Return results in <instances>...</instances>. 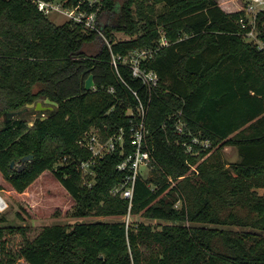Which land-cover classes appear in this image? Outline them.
<instances>
[{
    "label": "trees",
    "instance_id": "trees-1",
    "mask_svg": "<svg viewBox=\"0 0 264 264\" xmlns=\"http://www.w3.org/2000/svg\"><path fill=\"white\" fill-rule=\"evenodd\" d=\"M102 4L100 16L116 14L102 22L103 34L57 24L32 0H0V169L20 192L52 170L76 200L75 215L123 217L129 200L112 189L127 176L117 165L133 150L128 112L151 97L153 175L138 179L131 213L166 223L46 225L19 252L8 249L0 225V264L21 257L29 264H264V194L257 190L264 187V49L244 35L246 12H228L218 0ZM259 22L264 41V11ZM161 29L170 43L146 62L160 76L150 89L128 65L118 72L112 57L154 47ZM114 30L136 37L117 41ZM92 73L95 86L87 89ZM38 100L53 108L30 120L25 110ZM177 114L212 145L187 153L177 142ZM93 126L103 138L125 127L127 140L125 152L107 154L85 176L80 163L91 152L78 141ZM228 145L242 155L231 167Z\"/></svg>",
    "mask_w": 264,
    "mask_h": 264
},
{
    "label": "built area",
    "instance_id": "built-area-1",
    "mask_svg": "<svg viewBox=\"0 0 264 264\" xmlns=\"http://www.w3.org/2000/svg\"><path fill=\"white\" fill-rule=\"evenodd\" d=\"M32 1L39 10L47 15L52 12L62 13L66 15L67 21L80 24L86 30H97L103 34L99 14L103 0H78L77 2H70V0ZM243 10L246 12V16L240 19V23L243 28L247 29L244 35L248 40L256 42L260 48L264 49V41L257 30L259 13L264 11V0H249ZM169 43L170 40L166 32L161 29V37L154 47L134 49L124 55L113 54L112 63L118 72L120 64L128 65L132 69L133 75L140 78L143 84L151 89L159 84L160 76L155 69L146 66V62L157 53L159 48ZM110 91H114V87H111ZM134 93L138 96L137 90H134ZM150 102L151 97L145 101L139 98L137 108H131L128 112L130 115L128 124L129 142L133 146V150L127 153L123 160L118 163L117 168L123 172L126 171L127 176L112 189L114 194L119 193L129 200V211L124 216L127 229L132 226L130 221L132 218L131 208L134 204L137 181L139 178L151 176L149 174L144 177L141 173V167L146 166L151 172L153 167V152L148 143L149 130L147 127V114ZM175 125L176 133L178 134L177 142L185 147L187 153L198 155L212 145L210 138L194 133L180 114L176 115ZM126 131L125 127H121L107 138H103L100 129L94 126L85 132L78 141L82 147L87 148L91 152L90 159L80 163L84 175L94 174L95 164L107 154L116 151L118 148L125 152ZM193 167L196 169L195 166ZM169 181L174 182L175 179L170 176ZM8 207L7 199L0 194V213Z\"/></svg>",
    "mask_w": 264,
    "mask_h": 264
},
{
    "label": "rangeland",
    "instance_id": "rangeland-1",
    "mask_svg": "<svg viewBox=\"0 0 264 264\" xmlns=\"http://www.w3.org/2000/svg\"><path fill=\"white\" fill-rule=\"evenodd\" d=\"M123 1L124 0H117L119 5ZM227 1H229L233 11L243 10L249 2V0ZM48 16L57 24H63L68 20L66 15L62 13L52 12L48 14ZM115 17V13L108 14L107 12H104V14L100 16V20L101 23H112ZM257 30L261 32L259 18ZM114 36L117 41L136 37V35L132 36L124 31L118 30H114ZM93 47L95 48L96 45L94 44ZM36 110L35 104L29 105L25 110V113L30 120H33L37 116L38 111ZM224 152L226 161L228 162L227 167H231L232 164L238 163L242 159L241 152L235 145L226 146ZM194 166L196 167V165ZM46 172L47 173L43 174L35 182L29 185L25 191L20 192L5 178L0 169V194H2L9 203V207L1 212L2 215L6 217V220L0 223V225L4 227L5 235L3 238L6 240L9 250L19 252L25 239H33L46 225L64 224L69 228H72L78 222L125 220L124 216L118 217L114 215L97 214L87 216L75 215L77 204L74 197L64 188L56 175L53 174L52 170ZM197 172L198 171H196L195 174ZM141 173L144 177H147L149 174L153 175L146 166L141 167ZM85 179L86 182L92 184L93 180L89 181L87 178ZM257 190L260 194H264V187L257 188ZM181 204L182 201L177 202L178 206ZM130 221L132 226H136L139 222H147L155 227H160L166 223L163 220L147 218L141 214H132ZM20 226L26 228L25 234L17 228ZM11 227H13V229ZM16 264L29 263L21 257L18 258Z\"/></svg>",
    "mask_w": 264,
    "mask_h": 264
},
{
    "label": "water",
    "instance_id": "water-1",
    "mask_svg": "<svg viewBox=\"0 0 264 264\" xmlns=\"http://www.w3.org/2000/svg\"><path fill=\"white\" fill-rule=\"evenodd\" d=\"M94 86H95V79H94V74L92 73V74H90V76L86 80V88L90 89V88H92ZM48 108L52 109L53 106L45 105L43 103V101H41V100L37 101V104H36V109L37 110H46ZM17 113H18V111H8L7 112V116L8 117H13V116L17 115ZM29 157H30V155H27L25 158H29Z\"/></svg>",
    "mask_w": 264,
    "mask_h": 264
},
{
    "label": "crops",
    "instance_id": "crops-1",
    "mask_svg": "<svg viewBox=\"0 0 264 264\" xmlns=\"http://www.w3.org/2000/svg\"><path fill=\"white\" fill-rule=\"evenodd\" d=\"M219 4L224 8L226 11H233L229 1L227 0H218Z\"/></svg>",
    "mask_w": 264,
    "mask_h": 264
}]
</instances>
